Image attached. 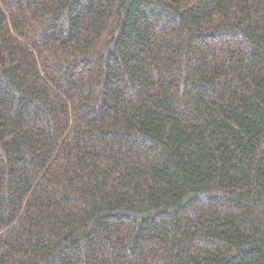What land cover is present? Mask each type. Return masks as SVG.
Returning <instances> with one entry per match:
<instances>
[{"label": "trees", "instance_id": "obj_1", "mask_svg": "<svg viewBox=\"0 0 264 264\" xmlns=\"http://www.w3.org/2000/svg\"><path fill=\"white\" fill-rule=\"evenodd\" d=\"M0 264H264V0H0Z\"/></svg>", "mask_w": 264, "mask_h": 264}]
</instances>
